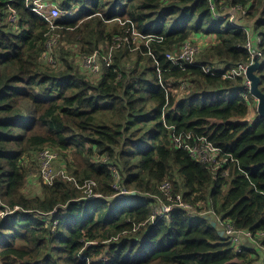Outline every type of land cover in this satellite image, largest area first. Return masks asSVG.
<instances>
[{"label":"trees","instance_id":"trees-1","mask_svg":"<svg viewBox=\"0 0 264 264\" xmlns=\"http://www.w3.org/2000/svg\"><path fill=\"white\" fill-rule=\"evenodd\" d=\"M56 1L63 13L52 29L24 0H0V211L11 210L0 215V264H263L261 248L242 238L237 252L219 222L213 227V217L199 212L263 232L264 244V118L247 119L257 100L242 76L222 78L247 62V28L262 52L256 74L264 92V0ZM229 8L244 9L251 25L214 16ZM125 21L144 37L142 53L127 65L123 43L106 65L100 47L129 35ZM56 35L48 62L43 55ZM204 35L194 63L171 68L166 53ZM96 51L97 72L69 60L74 54L84 65ZM166 125L206 136L238 166L213 170L195 160L174 146ZM45 147L60 154L68 176L93 180L102 196L83 198L60 174L47 185L38 165L39 193L25 194ZM112 166L134 193L114 196ZM158 198L172 208L151 222Z\"/></svg>","mask_w":264,"mask_h":264},{"label":"built area","instance_id":"built-area-1","mask_svg":"<svg viewBox=\"0 0 264 264\" xmlns=\"http://www.w3.org/2000/svg\"><path fill=\"white\" fill-rule=\"evenodd\" d=\"M25 4L30 10L37 13L40 17L44 18L48 22V24L52 27H54L53 25L54 19L61 14V10L56 5L51 4L46 0H25ZM12 13H13L12 17L13 19H15V11L12 10ZM214 16L221 19H228L232 24L244 28L243 25L237 24L232 20V15H226L225 13L219 14L214 12ZM131 27H132L131 28L132 34L138 36V33L135 32L133 25H131ZM245 31L247 33V39L243 47L248 52L249 55L248 60L245 63H238L235 66H233L229 71L222 74V78L232 79L235 77L242 76L244 78V83H243L244 89L249 91L250 80L246 77V70L248 66L254 62V59L256 57H258V59L261 58L262 52L258 48L256 43L253 41L252 36L249 35L250 30L245 28ZM117 40L118 39L116 37L114 42H116ZM256 40L257 42H259V38H256ZM119 45L120 43L118 42L116 46L119 47ZM200 51H201L200 45H196L195 42L193 41H186L178 50H174L172 52L166 53V58L168 59L171 68H176L178 70L184 71L186 69L185 67L186 63L193 64L194 58L200 53ZM104 62L106 65L109 64V60L107 61L105 58H104ZM84 65L86 67H90L95 72L99 70L98 68L99 65L95 60V54L86 58L84 60ZM200 67L203 69L205 73L213 74L212 68L209 65L208 66L201 65ZM181 87L182 88L186 87V84L183 82ZM244 96L246 97V95ZM166 103H167V99H166ZM166 126L167 129L170 130V136L174 146L178 148L186 149L189 155L195 160L211 165L213 170L218 169L219 167L223 166L224 163H228V162H233L236 164V166H238V161L233 157L231 153L222 151L220 147L214 145L206 136L198 134L193 130H178L175 125H166ZM37 158L39 161V177L47 185H52L54 178L60 174L63 178H66L68 181H71L75 185V187L82 190L84 194L83 198L89 199L95 197L98 198L102 196V193L98 191H94L93 187L96 185V183L93 180H85L84 182L79 183L78 181H76L74 177L68 176L64 168H60L56 170L54 164L57 160V153L54 150L47 147L42 148L41 150H39ZM111 173L114 177L113 188L114 189L120 188L119 191L122 194L121 196L127 195L129 193H134V191L127 190L125 187H122L119 184V175L116 171V168L113 166L111 167ZM115 180H117L116 186H115ZM170 188L171 185L169 182H164L161 185L162 191H164L166 194L170 192ZM158 200L159 202L153 207V212L152 215L150 216L151 222H153L155 217H162L164 215H167L172 208V204H165V202L162 201L160 198H158ZM177 204L180 205L182 208H186L191 211L190 204L184 203L182 201H178ZM14 209L17 210L18 206H14ZM9 212H11V210L5 208L4 211H0V215ZM199 214L200 215L211 214L210 217H213L211 219L214 220L215 223L219 222L222 228L221 230H223L224 234L230 237L237 252L241 251L242 249L240 246L242 238H245L248 241H252L264 252V244L261 243V239H260V237L263 235V232H261L260 234H253L249 230L236 229L231 223L220 221L219 217H217L214 211L211 210L202 211L199 212ZM55 224L56 221L53 222L51 230L54 229Z\"/></svg>","mask_w":264,"mask_h":264},{"label":"rangeland","instance_id":"rangeland-1","mask_svg":"<svg viewBox=\"0 0 264 264\" xmlns=\"http://www.w3.org/2000/svg\"><path fill=\"white\" fill-rule=\"evenodd\" d=\"M47 1V0H46ZM57 5V4H56ZM58 6V8H59V5H57ZM60 9V8H59ZM226 15H232V20L234 21V22H236L237 24H240V25H243V26H250L251 24H250V22H249V19H248V16H247V14L245 13V10L244 9H239V8H229V9H226L225 10V12H224ZM68 16H71V14L69 13L68 14ZM10 18H11V16H9V20H10ZM136 31V30H135ZM249 35L250 36H252V33H251V30H250V32H249ZM58 35H56V36H52V39L53 40H51L50 42H48V44H47V54L45 55H43L44 57H45V60H47L48 62H52V57H53V52H54V49H55V44H54V41L55 40H59L58 38ZM208 37V35H204V37L202 36V37H200L198 40H200V41H198V42H195V44L196 45H200V47H203L205 44H206V42H207V40L209 39V38H207ZM210 37H212V36H210ZM115 38V37H114ZM113 38V39H114ZM61 39V38H60ZM117 42H119L120 43V45L119 46H122V44L124 43V44H127V46L128 47H130V50H129V54H130V59L128 60V62H127V65H130V63H133L134 61H135V58H136V53H137V51H139V53L141 54L142 53V49H141V45H143V43H146V41H145V39L143 38V37H141V36H135V35H132L131 34V31H129V35H127V36H118L117 37ZM61 44L62 45H64L65 46V48H66V50L67 51H72L71 50V45L68 43V42H66V40H64V37H63V39H61ZM101 49V53L103 54V57L108 61L109 60V62H110V60H111V57L114 55L113 53H114V51L115 50H118L120 47H114V42L109 46V47H105V46H101L100 47ZM204 51V50H203ZM202 51V52H203ZM201 51H200V53L194 58V60L196 59V58H198V56L202 53ZM95 60H99V58H98V55H99V53L96 51L95 53ZM69 60H70V62H71V64L73 65V66H76V68H78V69H80V66H83V68H82V70H84V67H86L85 65H83V64H81L80 62H81V60L80 59H78L74 54L73 55H71L70 56V58H69ZM103 61H104V59H103ZM53 65H55L54 67L56 68V66H58V64L57 63H55V64H53ZM94 71V70H93ZM88 76L91 78V79H94L95 77H96V75H95V73H91V72H89L88 73ZM177 93V96H180L181 94H182V90H180V89H177V90H175ZM227 94V96H229L230 95V92H228V93H226ZM255 98V97H254ZM155 105H156V111H157V109H158V106H157V104L156 103H154ZM154 105V106H155ZM255 111H257L256 110V101H255V103L251 106V109H250V111H249V113H248V120H255L257 117H258V113L256 114V112ZM56 153H57V160H56V162H55V164H54V166H55V169L56 170H58V169H60V168H64V163L60 160V154L57 152V151H55ZM70 158H71V156L70 155H68ZM37 159V161H36V169H35V171L33 172V174L31 175V176H29V178H28V181L25 183V185H24V188H23V192L25 193V194H31V193H39V190H40V188H41V185H42V182L41 181H39L38 179H37V176H38V166H39V161H38V158H36ZM38 165V166H37ZM35 167V166H34ZM116 181L117 180H115V186L117 185V183H116ZM114 186V187H115ZM120 188H115V195L116 196H121L122 194L120 193ZM83 193V192H82ZM114 195V196H115ZM113 196V195H112ZM111 196V197H112ZM0 203H1V200H0ZM211 214H208V216H210Z\"/></svg>","mask_w":264,"mask_h":264},{"label":"water","instance_id":"water-1","mask_svg":"<svg viewBox=\"0 0 264 264\" xmlns=\"http://www.w3.org/2000/svg\"><path fill=\"white\" fill-rule=\"evenodd\" d=\"M260 66V60L258 57L254 59V62L248 66L246 70V77L250 80V89L249 93L256 98L257 104H256V110L258 113L259 118H264V92L260 90L259 88V76L256 74V71L258 70ZM211 225L213 227L216 226V223L214 220H211ZM219 234L222 236L223 230H219Z\"/></svg>","mask_w":264,"mask_h":264},{"label":"clouds","instance_id":"clouds-1","mask_svg":"<svg viewBox=\"0 0 264 264\" xmlns=\"http://www.w3.org/2000/svg\"><path fill=\"white\" fill-rule=\"evenodd\" d=\"M8 1V0H7ZM49 3H51V4H54V5H58V3H57V1L56 0H47ZM56 5V6H57ZM24 6H25V8H27V9H29L27 6H26V4H25V0H24ZM58 7V6H57ZM30 10V9H29ZM61 10V14L60 15H62V13H63V10L62 9H60ZM12 11V10H11ZM31 12H33L32 10H30ZM33 13H35V12H33ZM36 15H38L37 13H35ZM59 15V16H60ZM10 16H11V18H10V21H15L16 20V18H17V15H16V13H15V19H13V13L11 14L10 13ZM39 16V15H38ZM59 16L57 17V18H59ZM40 17V16H39ZM42 18V17H41ZM44 19V18H43ZM56 19V18H55ZM55 19H54V21H55ZM45 20V19H44ZM46 21V20H45ZM54 23V22H53ZM124 23H128L129 25H127V27H126V31L127 32H129V31H131V25H133V27H134V29L136 30V28H135V26H134V24L132 23V22H130V21H125V22H121V24H124ZM54 25V24H53ZM55 27H57V26H55L54 25V27L52 28V29H54ZM135 32H137V31H135ZM138 33V32H137ZM131 34H132V31H131ZM133 35V34H132ZM138 36H141L139 33H138ZM141 37H143V36H141ZM144 38V37H143ZM260 60V59H259ZM52 62H54L53 61V59H52ZM115 195V194H114ZM116 196V195H115ZM1 200V199H0ZM54 230V229H53Z\"/></svg>","mask_w":264,"mask_h":264}]
</instances>
